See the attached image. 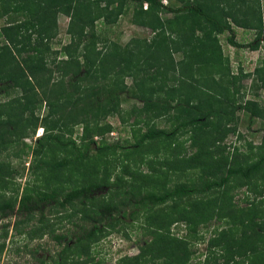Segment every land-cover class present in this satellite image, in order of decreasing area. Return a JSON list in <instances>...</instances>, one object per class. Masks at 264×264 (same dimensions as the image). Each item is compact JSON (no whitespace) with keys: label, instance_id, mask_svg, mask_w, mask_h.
Instances as JSON below:
<instances>
[{"label":"trees","instance_id":"trees-1","mask_svg":"<svg viewBox=\"0 0 264 264\" xmlns=\"http://www.w3.org/2000/svg\"><path fill=\"white\" fill-rule=\"evenodd\" d=\"M263 3L0 0V19H5L0 26V90L17 93L0 104V219L14 214L16 233L52 237L61 246L52 264H107L98 244L117 231L130 238L127 218L138 221L145 242H138L139 252L122 256L119 264H264V136L257 150L250 149L253 157L227 144L238 132V108L264 120V105L257 99L237 101L245 96L241 81L254 74L253 88L264 89V63L252 72L240 63L235 72L226 48L261 47ZM131 8V22L150 29V35L121 43L110 36L109 27ZM60 14L69 19L67 44L58 40ZM239 29L255 31V38L239 41ZM55 44H60L58 50ZM126 97L142 105L124 112ZM43 107H48L46 114ZM114 116L123 123L134 117L131 128L141 123L146 130L134 129L135 135L139 132L134 144L110 143L104 136L115 131ZM164 118L171 129L158 125ZM40 128L43 133L33 144L25 142L24 134ZM77 131L80 142L74 138ZM181 134H189L193 152L177 141ZM152 142L158 156L162 149L169 152L163 176L155 178L153 167L141 175L146 181L135 182L133 173L132 186L97 194L107 181L89 165L95 151L103 158L119 150L123 171L138 172L125 161ZM149 154L144 150L136 166H151ZM30 155L34 184L20 194L13 187L17 172L6 158ZM74 164L82 169L83 180L72 187L54 185ZM182 174L188 178H169ZM243 188L245 196L237 200L236 192ZM213 221L224 227L214 230L208 253L196 262L194 245L206 239L199 227ZM182 223L188 227L184 236L172 231ZM1 228L0 254L10 227L5 223ZM41 247L31 248L33 259L24 264H48L38 255ZM27 248L25 243L15 251Z\"/></svg>","mask_w":264,"mask_h":264},{"label":"rangeland","instance_id":"rangeland-1","mask_svg":"<svg viewBox=\"0 0 264 264\" xmlns=\"http://www.w3.org/2000/svg\"><path fill=\"white\" fill-rule=\"evenodd\" d=\"M174 2L175 0H165V2ZM129 13L124 15L118 22V24L114 26H110V36L112 38H115L119 40L121 43H126L128 40H130L134 36H142L147 37L150 35V29L144 28L141 26L134 25L131 22V16L133 15L132 8L129 9ZM263 12H264V3H263ZM69 19L66 15L60 14L59 15V37L58 40H61L62 44H67L69 42V37L66 33L67 25H68ZM5 23V19H0V26H3ZM100 28H103L102 23H99ZM103 30V29H102ZM238 40L244 43H248L252 41L255 38V31H250V29H239L238 30ZM222 41L226 43L225 38L223 37ZM54 49H59L60 44H55ZM228 53L231 55L232 58V68L236 72L238 70V66L240 63H242L244 69L246 71L252 72L257 67H262L264 63V45H262L258 50H252L249 48H235L230 45H228ZM180 55H177V58H179ZM256 78V74L248 77L247 79H243L241 81V84H243L244 87V98H241L239 96L238 100L243 104L247 99H257L258 102L261 105H264V89L256 90V88H253L252 83L253 80ZM129 83H131V79H128ZM17 95L15 91L12 89L8 90L7 92H3L0 90V104L8 101L12 98H14ZM142 103L136 99V98H128L126 97L123 101V111H127L131 109L133 106H141ZM48 112V107H43L41 109L42 114H46ZM235 116L239 118V125H238V132L230 135L227 139V144H230L234 147H239V154L243 153H250V149H255V147L259 146L263 141L264 136V120L262 118L258 117H251V114L247 111H245L242 108H238L235 111ZM134 117L131 118L129 123H123L119 117L114 116L110 118V121L115 127V133H106L105 139L110 142H120L121 144L128 145L129 143L134 144L136 141V136L139 135V132L137 135L134 133V129L142 128V131L146 130V126L143 124H137L136 127L131 128V124L135 122ZM138 125L140 127H138ZM158 125L161 127H166L168 129H171L172 125L166 121V118L160 119L158 122ZM77 130L81 133L82 128L76 127ZM43 128L37 130L36 133H26L24 134V140L28 144H33L35 139L38 138L41 135V131ZM80 133L75 134L74 138H76L77 142H80L79 135ZM241 133V134H239ZM239 134V135H238ZM238 136V137H237ZM177 141L184 142V146L186 147V150H189V152H193L194 149L190 148L191 141L189 139V134H181L179 138H177ZM149 150L150 154L148 155L147 162L151 164V166L147 164H141L140 166H136V164H140L141 156H143V151ZM157 146L156 143H147L145 146H143L140 150L136 151L135 154L132 155L133 159L129 162L128 160L125 161L127 164L130 163V169L136 170V168H139V171L136 172H128L123 171V168L121 166V162L118 157L122 158L123 154L120 153L119 150L116 151V153L109 154L108 156L103 158L97 157L96 151L93 153L94 157L92 162L89 164L91 167L94 165L95 171L99 169V173L101 178L103 180H106V187L97 191V194H104V193H111L115 192L116 190H124L127 187H130L134 184L132 181L133 179V173L136 174V180L135 182L141 183L140 181L142 179L145 180L144 175L146 173H152L153 167H155L157 170L156 177L160 178L163 176L162 171L166 169L165 166H167V163L165 165L166 156H169V152L164 151L162 149L159 152V156L156 154ZM65 153H60L59 158L61 159ZM255 155L254 151L252 152L251 156L253 157ZM58 157V156H57ZM32 156H25L24 159H7L6 158V164L9 165L12 170H15L17 172L16 178H15V184L13 185L14 188L19 187L20 188V194L23 191V188L28 185H33L35 180V175L33 174L32 169L30 168V163L32 161ZM136 160V161H135ZM165 165V166H164ZM80 166V164H79ZM81 168L84 169V166H81ZM83 171L82 169H78V164H74V166L71 169H68L67 171H64V174L60 178H58L57 182L54 185H60V188L64 187H72L77 184H79L83 180ZM192 175L196 176L194 173ZM190 176V175H189ZM170 179L176 178V180H184L188 178L185 176V174H182L181 177L174 176L169 177ZM162 180V179H161ZM146 181V180H145ZM120 186V187H119ZM119 187V188H118ZM12 188H9L7 191V194L9 195L12 191ZM244 190L240 189L236 192V199L240 200L243 198ZM0 189V193H1ZM49 207V205H48ZM17 220L16 215L12 214L9 217H6L4 219H0V232L2 230V226L5 223L9 224V234L6 239V246L2 254H0V264H24L27 260H32V253H30L31 248H36L37 246L41 245V249L39 250V256H45V258L48 260V264H52V260L57 256V252L60 245H56V242L53 240L52 237L45 234L43 237L36 236L35 238H31V235L28 233L18 234L16 233V230L13 229L14 223ZM127 221L131 223L132 225H127L126 229L128 232H130L131 237L127 238L123 234V232H113L107 237L103 238L101 242L98 244V249L100 251V257L107 263V264H119V259L122 256L125 255H134L139 252L138 248V242L141 244H144V238L142 236V230L139 227L138 221L135 219L132 221L129 218H127ZM143 221V220H141ZM224 222L222 221H213L208 226L203 227L202 225L199 227V229L205 233L204 236L206 239H201L194 245V249L196 250V254L198 257L194 258V260L197 261H203L206 254L208 253V238L211 237L214 233V230L219 227H224ZM172 231L175 232L178 235L184 236L187 234L188 227L186 224L182 223L179 225L172 226ZM1 235V233H0ZM28 244L27 251H22L20 253H17L15 249L17 247L22 248L24 244Z\"/></svg>","mask_w":264,"mask_h":264},{"label":"crops","instance_id":"crops-1","mask_svg":"<svg viewBox=\"0 0 264 264\" xmlns=\"http://www.w3.org/2000/svg\"><path fill=\"white\" fill-rule=\"evenodd\" d=\"M228 45H229V44H228ZM262 45H264V43H262ZM262 45H261V46H262ZM230 46H231V45H230ZM232 47H233V46H232ZM226 48L228 49V46H226ZM257 50H258V49H257Z\"/></svg>","mask_w":264,"mask_h":264},{"label":"clouds","instance_id":"clouds-1","mask_svg":"<svg viewBox=\"0 0 264 264\" xmlns=\"http://www.w3.org/2000/svg\"><path fill=\"white\" fill-rule=\"evenodd\" d=\"M167 2V1H166ZM42 129V128H41ZM114 132V131H113ZM43 133V130L41 131V134ZM112 133V132H111Z\"/></svg>","mask_w":264,"mask_h":264},{"label":"built area","instance_id":"built-area-1","mask_svg":"<svg viewBox=\"0 0 264 264\" xmlns=\"http://www.w3.org/2000/svg\"><path fill=\"white\" fill-rule=\"evenodd\" d=\"M112 133H115V132H112Z\"/></svg>","mask_w":264,"mask_h":264}]
</instances>
